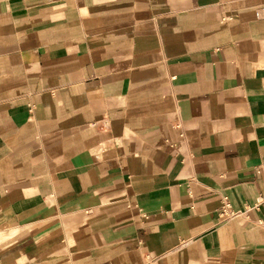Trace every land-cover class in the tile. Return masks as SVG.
<instances>
[{"label":"crops","instance_id":"0c3cea01","mask_svg":"<svg viewBox=\"0 0 264 264\" xmlns=\"http://www.w3.org/2000/svg\"><path fill=\"white\" fill-rule=\"evenodd\" d=\"M0 264H264V0H0Z\"/></svg>","mask_w":264,"mask_h":264},{"label":"built area","instance_id":"2783aa9c","mask_svg":"<svg viewBox=\"0 0 264 264\" xmlns=\"http://www.w3.org/2000/svg\"><path fill=\"white\" fill-rule=\"evenodd\" d=\"M223 213H229L230 216L232 215V212H231V207H230V204L228 202H226L223 206Z\"/></svg>","mask_w":264,"mask_h":264}]
</instances>
